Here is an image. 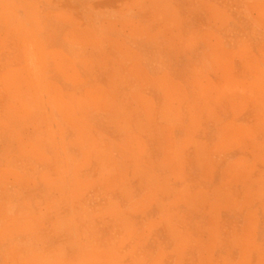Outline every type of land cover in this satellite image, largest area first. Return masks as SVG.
<instances>
[{
	"label": "crops",
	"instance_id": "obj_1",
	"mask_svg": "<svg viewBox=\"0 0 264 264\" xmlns=\"http://www.w3.org/2000/svg\"><path fill=\"white\" fill-rule=\"evenodd\" d=\"M241 1L0 0V264H264Z\"/></svg>",
	"mask_w": 264,
	"mask_h": 264
},
{
	"label": "rangeland",
	"instance_id": "obj_2",
	"mask_svg": "<svg viewBox=\"0 0 264 264\" xmlns=\"http://www.w3.org/2000/svg\"><path fill=\"white\" fill-rule=\"evenodd\" d=\"M239 2H242L241 0H237ZM169 0H149V5H150V9L153 13H159V14H163V15H169L171 14L173 11L171 9V7L169 6L168 4ZM234 9H232L228 4L226 6V10L225 12L227 14H231V12H233ZM259 13L261 15H264V10H259ZM196 25L198 24V22H193V23H181V22H162V26L164 25H167V28L171 27V26H176V27H179V28H182L183 26H186V27H190L189 25ZM228 23H223V25L225 27H228ZM259 38L257 39L255 45L253 46H257L258 48L260 49H263V53H260L258 54V59L256 60V63L259 65V66H263L264 67V35H260L258 36ZM84 57V56H83ZM256 57V56H254ZM85 58V57H84ZM249 58H251V60L253 59L251 55H249ZM86 61H88L87 58H85ZM252 62L251 61V65H252Z\"/></svg>",
	"mask_w": 264,
	"mask_h": 264
}]
</instances>
